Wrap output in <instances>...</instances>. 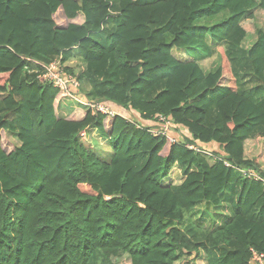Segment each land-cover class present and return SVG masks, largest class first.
<instances>
[{"label":"trees","instance_id":"obj_1","mask_svg":"<svg viewBox=\"0 0 264 264\" xmlns=\"http://www.w3.org/2000/svg\"><path fill=\"white\" fill-rule=\"evenodd\" d=\"M255 10L264 0H0V264H249L252 250L264 254V171L244 147L264 138ZM216 47L220 64L205 72L199 61ZM74 59L84 64L66 68L77 95L128 117L58 114L66 98L35 70ZM159 116L177 143L150 132ZM84 130L88 142L94 130L108 140L109 158ZM2 133L19 142L8 153ZM174 169L179 184L168 181ZM201 205L221 223L194 221Z\"/></svg>","mask_w":264,"mask_h":264},{"label":"rangeland","instance_id":"obj_2","mask_svg":"<svg viewBox=\"0 0 264 264\" xmlns=\"http://www.w3.org/2000/svg\"><path fill=\"white\" fill-rule=\"evenodd\" d=\"M254 16H255V23H256L257 27L264 30V11L263 10H255ZM74 22L75 23H81L82 22L81 17L77 18ZM254 40H255L254 34L248 35V37L246 38V40L244 42V46L249 47L254 42ZM173 55L178 59H182V60L188 59V57L186 56V53H184L183 51H180V50H173ZM220 61H221V56H220V53L218 51V48L216 47L214 54L210 58H202V59H200L199 63H200L201 68L205 72H208V71L214 69L216 66H218L220 64ZM67 66L69 68L73 69L75 74L79 73L84 68V64L79 59H74L73 61L69 62L67 64ZM63 100L64 99H62V101ZM62 101L60 103H62ZM67 101H69L76 108L83 109L81 104L74 102V99H67ZM57 111H59V109ZM58 114H60V113L58 112ZM108 128H109V125H107V129ZM84 131H87V130H84ZM177 132H178V129L177 130L171 129L170 130V136L177 135ZM180 133L182 134L183 137L186 136L183 131H181ZM82 136H84V134H82ZM1 137H2V149L6 153L12 151L15 147H17L19 145V142L15 138L14 135H11L8 133H2ZM86 137H88L87 133H86ZM86 137H84V140L90 146V142H88L86 140ZM100 137H101L102 141L101 142H94L93 149L95 151H97L103 159H107L111 156V153H112L111 148L109 147L108 140L104 139L102 136H100ZM244 147H245L246 157L250 158V159H256L257 164L260 167V170L264 171V138H259L256 140H248L245 142ZM168 179H169L168 181L170 183L172 182L173 184H179L181 181V174L179 173V171L177 169H174L170 173ZM263 183H264V180H263ZM206 208H208L206 205L205 206L201 205L197 209L199 211V213L196 214L194 217H192V219L194 221L200 220L202 222L203 226L206 228H211L212 226H214L216 224L219 225L221 223L220 220H218L217 222H212V217H211L212 210L211 209L209 210V208L208 209H206ZM120 264H129L128 258L126 256L123 257V259H121V261H120ZM176 264H179V263H176ZM190 264H206V260H205L204 256L201 255V257L199 259L192 260L190 262Z\"/></svg>","mask_w":264,"mask_h":264},{"label":"built area","instance_id":"obj_3","mask_svg":"<svg viewBox=\"0 0 264 264\" xmlns=\"http://www.w3.org/2000/svg\"><path fill=\"white\" fill-rule=\"evenodd\" d=\"M40 70H35L38 73V78L52 84V86L62 93V97L66 99H74V102L82 105L84 110L90 111L92 115L101 114L109 118H114L116 115H120L117 111L110 108L108 104L97 103L92 100H87L79 97L77 91L79 89V82L77 77L68 71H66L67 65H62L60 61H54L49 65H38ZM174 128L172 121L166 117L159 116L155 124L150 127V132L155 136H161L169 140L171 144L177 143V139L170 136V130ZM87 131L80 133L81 139L85 142ZM84 134V136H82ZM88 137H86V140ZM86 143V142H85ZM189 149H193L192 146H187ZM226 166H228L226 164ZM238 170L244 178L251 180H258L259 175L250 169ZM249 264H264V254L251 251V259Z\"/></svg>","mask_w":264,"mask_h":264},{"label":"crops","instance_id":"obj_4","mask_svg":"<svg viewBox=\"0 0 264 264\" xmlns=\"http://www.w3.org/2000/svg\"><path fill=\"white\" fill-rule=\"evenodd\" d=\"M59 113L61 116L65 117L69 120H80L83 118L85 111L83 109L76 108L73 106L67 99H64L62 103H60L59 107ZM121 116L128 117L127 115L122 114L120 111H117ZM94 130L93 132L90 131V146L93 148L94 142H100V137L98 133ZM102 140V139H101Z\"/></svg>","mask_w":264,"mask_h":264}]
</instances>
